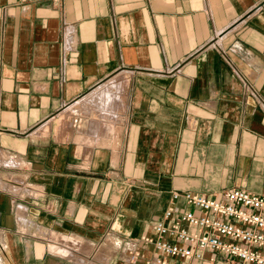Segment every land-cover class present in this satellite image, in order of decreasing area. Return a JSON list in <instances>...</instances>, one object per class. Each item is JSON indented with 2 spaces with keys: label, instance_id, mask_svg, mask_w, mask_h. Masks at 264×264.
Here are the masks:
<instances>
[{
  "label": "crops",
  "instance_id": "1",
  "mask_svg": "<svg viewBox=\"0 0 264 264\" xmlns=\"http://www.w3.org/2000/svg\"><path fill=\"white\" fill-rule=\"evenodd\" d=\"M233 188L264 194V0H0L12 264H147L172 193ZM202 256L166 264H235Z\"/></svg>",
  "mask_w": 264,
  "mask_h": 264
},
{
  "label": "built area",
  "instance_id": "2",
  "mask_svg": "<svg viewBox=\"0 0 264 264\" xmlns=\"http://www.w3.org/2000/svg\"><path fill=\"white\" fill-rule=\"evenodd\" d=\"M171 199L162 221L151 226L155 238H140L160 256L147 264L199 260L206 251L230 256L235 264H264V194L233 188L215 196L175 192ZM138 256L126 252L129 261Z\"/></svg>",
  "mask_w": 264,
  "mask_h": 264
},
{
  "label": "rangeland",
  "instance_id": "3",
  "mask_svg": "<svg viewBox=\"0 0 264 264\" xmlns=\"http://www.w3.org/2000/svg\"><path fill=\"white\" fill-rule=\"evenodd\" d=\"M5 238V234L0 231V264H12L9 260L8 248L6 247ZM136 260H138V258Z\"/></svg>",
  "mask_w": 264,
  "mask_h": 264
},
{
  "label": "bare ground",
  "instance_id": "4",
  "mask_svg": "<svg viewBox=\"0 0 264 264\" xmlns=\"http://www.w3.org/2000/svg\"><path fill=\"white\" fill-rule=\"evenodd\" d=\"M106 83H107V82H106ZM52 237H54L55 240H61V241L63 240V242H65L66 244H69L70 239H71V238H65V237H62V238L60 237V238H61V239H60L58 236H54V234H53ZM71 244H72V240H71L70 245H71Z\"/></svg>",
  "mask_w": 264,
  "mask_h": 264
}]
</instances>
